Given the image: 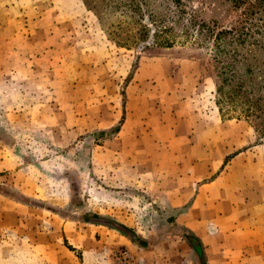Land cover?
Returning a JSON list of instances; mask_svg holds the SVG:
<instances>
[{"label":"rangeland","instance_id":"374dc122","mask_svg":"<svg viewBox=\"0 0 264 264\" xmlns=\"http://www.w3.org/2000/svg\"><path fill=\"white\" fill-rule=\"evenodd\" d=\"M221 1L190 4L235 21ZM120 13L0 0V264H196L170 231L264 223V134L222 118L205 49L123 46Z\"/></svg>","mask_w":264,"mask_h":264},{"label":"trees","instance_id":"16d2710c","mask_svg":"<svg viewBox=\"0 0 264 264\" xmlns=\"http://www.w3.org/2000/svg\"><path fill=\"white\" fill-rule=\"evenodd\" d=\"M103 1L122 11L121 29L124 23L130 27L126 36L119 34L123 46L131 42L143 50L176 44L205 49L214 65L215 101L222 118L254 121L264 134V0H222L227 12L239 13L229 24L207 20L191 0ZM106 224L123 232L119 224ZM170 234L189 242L197 253L196 264H208L202 239L193 231L178 228Z\"/></svg>","mask_w":264,"mask_h":264},{"label":"crops","instance_id":"0c3cea01","mask_svg":"<svg viewBox=\"0 0 264 264\" xmlns=\"http://www.w3.org/2000/svg\"><path fill=\"white\" fill-rule=\"evenodd\" d=\"M245 232L247 235L241 236L240 245L229 241L234 236L232 231L224 237V249L206 246L208 264H264V223L255 220V226ZM212 241H216L215 237L209 238V243Z\"/></svg>","mask_w":264,"mask_h":264}]
</instances>
